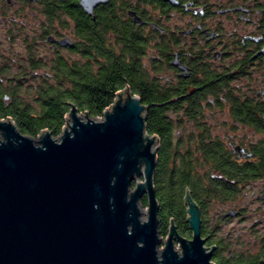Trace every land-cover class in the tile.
Instances as JSON below:
<instances>
[{
    "label": "flooded vegetation",
    "instance_id": "1",
    "mask_svg": "<svg viewBox=\"0 0 264 264\" xmlns=\"http://www.w3.org/2000/svg\"><path fill=\"white\" fill-rule=\"evenodd\" d=\"M34 36L44 63L64 59L77 78L87 69L93 80L114 54L140 90L142 68L155 93L166 88L173 136L165 149L157 137L158 249L170 240L181 253L192 240L188 192L209 263L264 264V0H101L91 14L80 0H0V65L28 70ZM64 37L71 45L56 42ZM159 162L185 183L177 203L161 200ZM138 204L143 220L147 194Z\"/></svg>",
    "mask_w": 264,
    "mask_h": 264
},
{
    "label": "water",
    "instance_id": "2",
    "mask_svg": "<svg viewBox=\"0 0 264 264\" xmlns=\"http://www.w3.org/2000/svg\"><path fill=\"white\" fill-rule=\"evenodd\" d=\"M99 1L80 4L91 14ZM56 42L71 45L67 37ZM69 106L57 137L47 129L31 137L0 119V264H211L188 192L192 240L181 253L170 240L158 249V139L146 131L148 106L128 88L100 117Z\"/></svg>",
    "mask_w": 264,
    "mask_h": 264
},
{
    "label": "trees",
    "instance_id": "3",
    "mask_svg": "<svg viewBox=\"0 0 264 264\" xmlns=\"http://www.w3.org/2000/svg\"><path fill=\"white\" fill-rule=\"evenodd\" d=\"M35 39L34 36L29 41L26 54L28 70L12 71L6 65H0V119L10 117L18 130L31 137H36L43 129L56 137L64 125L69 103H73L78 112L86 111L90 117H100L102 111L112 103L115 92L128 85L143 104L149 105L145 114L147 133L156 135L159 145L164 149L171 145L173 134L164 115L165 106L160 104L167 90L163 87L160 92L155 93L156 86L145 68H142L141 75L142 90L135 78L128 76V72L125 73L119 55L114 54H101L107 57L100 64L99 72L93 80L88 78L87 69L77 78L69 62L64 59L53 61L49 65L44 63L33 48ZM190 138H194V135H186V139ZM162 164L159 162L155 176L157 180L164 177L158 183L161 187V200L164 205H168L171 199L177 203L185 183L173 179L172 169ZM162 168L164 171H160Z\"/></svg>",
    "mask_w": 264,
    "mask_h": 264
},
{
    "label": "rangeland",
    "instance_id": "4",
    "mask_svg": "<svg viewBox=\"0 0 264 264\" xmlns=\"http://www.w3.org/2000/svg\"><path fill=\"white\" fill-rule=\"evenodd\" d=\"M33 33H34V32H29L30 35H31V34L34 35ZM19 39H21V36L19 37ZM3 47H5V44H3V45L0 47V55H2V52H1V51L3 50ZM20 50H21V49H20ZM43 51H44V50H43ZM20 53H22V52H20ZM4 56H5V57H6V56L9 57L10 55L7 54V53H5ZM14 70H15V69L13 68L12 71H14ZM79 113L83 114L84 112H79ZM56 137H57V136H56Z\"/></svg>",
    "mask_w": 264,
    "mask_h": 264
}]
</instances>
